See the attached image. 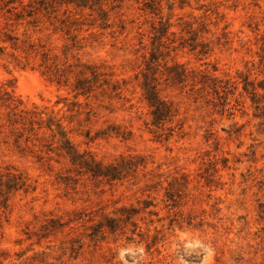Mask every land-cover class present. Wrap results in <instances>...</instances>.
<instances>
[{"label":"rangeland","instance_id":"rangeland-1","mask_svg":"<svg viewBox=\"0 0 264 264\" xmlns=\"http://www.w3.org/2000/svg\"><path fill=\"white\" fill-rule=\"evenodd\" d=\"M11 6L0 1V174L24 185L1 188L0 264H120L129 243L143 264H201L179 233L211 245L208 264H264V98L255 108L242 89L264 80V0H89L36 19ZM145 72L174 112L163 129ZM213 78L228 81L221 97ZM5 92L53 111L85 159L123 169L94 176L44 122L11 125Z\"/></svg>","mask_w":264,"mask_h":264},{"label":"trees","instance_id":"trees-1","mask_svg":"<svg viewBox=\"0 0 264 264\" xmlns=\"http://www.w3.org/2000/svg\"><path fill=\"white\" fill-rule=\"evenodd\" d=\"M1 1V0H0ZM3 1V0H2ZM89 0H4L5 5L8 4H17V6H11V9H16L17 7L20 8L18 12H14L17 19L23 18V17H30L33 19L38 18L41 13L44 14H55L57 11V6L61 4H72L75 7H85L88 5ZM92 5H89L91 7ZM56 16V14H55ZM54 16V17H55ZM177 67V65H175ZM149 68H151V65L149 64V67L147 68V71H149ZM56 71H59L56 69ZM55 71V72H56ZM59 74V73H58ZM57 75V73H56ZM143 81L140 83V87L143 90V98L147 104V107L149 109V115H150V123L156 128H164L165 123L171 122L174 117V112L171 109V105L167 103L165 100L161 99L158 94L157 84H154V81L156 80L153 75L148 74L147 72L143 73ZM176 78L183 80V77L185 74L182 71H178L175 73ZM212 81V88L213 91L219 95L220 88L221 92L225 93L226 88L228 87V81H225L222 83L221 80H217L216 78L211 79ZM88 81L86 79H77L76 83L74 84L73 88L77 91V94L85 95L87 94L86 90L90 88L88 85L85 86V84ZM243 82V91L250 95V100L252 104H254L255 108H259L260 106V99L264 98V93L260 94L257 92V90H262L264 92V80L260 82L259 85L255 86L252 81H249L247 78L242 79ZM104 83L107 85V89L110 90V92H113L114 95L118 94L117 91L118 86L117 84H109L108 82ZM205 83V82H204ZM4 95H7L8 98L11 100L10 103L7 105H12L10 108V111L7 112V118L8 122L11 125L14 124H21L22 126L25 124L24 121L27 120L28 123L32 126L33 123L41 124L42 122L45 123L44 127L46 130L50 131V136L52 139H56L58 142V145L56 147L57 150H60L59 154L66 156L70 162L74 165L79 166H86L88 171L92 173L94 176H102L109 179L115 178L116 174L119 173L124 166L125 160L123 158H120V161L116 164H110L103 166L98 162L90 161L88 159H85L84 154L79 153L75 148L72 146L65 128L61 125V122L56 116L53 114V111H50L48 113L45 111L46 108H43L42 110L37 107L33 106L31 109H22L18 108V106L21 104V102L18 99H15L13 96L9 95L8 93H4ZM221 97V94L219 95ZM226 100V98L224 99ZM223 106L227 104L221 103ZM42 114L46 115V117L43 119ZM38 116L39 120H34L33 118ZM170 131H172V128L167 127ZM30 130H32V127H30ZM50 144H46L47 150H51L49 147ZM114 173V175H113ZM6 176V180L4 181V177ZM13 182L14 185H8L9 188H20L24 185V180L21 174H15L11 172H7L6 174H0V197L3 196L1 193V188L3 185L7 184V182Z\"/></svg>","mask_w":264,"mask_h":264},{"label":"clouds","instance_id":"clouds-1","mask_svg":"<svg viewBox=\"0 0 264 264\" xmlns=\"http://www.w3.org/2000/svg\"><path fill=\"white\" fill-rule=\"evenodd\" d=\"M180 239L185 241L184 250L193 251L200 250L203 254L201 258V264H208L211 258L214 256V249L210 244H206L199 239L189 240L188 234L179 233ZM146 256L144 246L135 243H129L128 246L122 247L118 251V260L120 264H143L144 258ZM178 264H187L184 256L178 257Z\"/></svg>","mask_w":264,"mask_h":264}]
</instances>
